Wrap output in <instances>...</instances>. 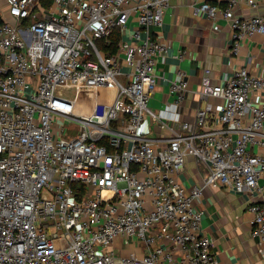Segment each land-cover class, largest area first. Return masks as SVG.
<instances>
[{
    "label": "built area",
    "instance_id": "obj_1",
    "mask_svg": "<svg viewBox=\"0 0 264 264\" xmlns=\"http://www.w3.org/2000/svg\"><path fill=\"white\" fill-rule=\"evenodd\" d=\"M241 2L259 8L191 2L194 16L231 25L233 55L264 35V12L239 15ZM170 5L7 0L14 21L0 10V264H219L201 229L208 187L251 195L264 255V73L244 65L211 83L206 67L205 105L185 121L179 70L175 101L151 108L170 54L153 30ZM189 157L208 167L202 186L179 178Z\"/></svg>",
    "mask_w": 264,
    "mask_h": 264
},
{
    "label": "crops",
    "instance_id": "obj_2",
    "mask_svg": "<svg viewBox=\"0 0 264 264\" xmlns=\"http://www.w3.org/2000/svg\"><path fill=\"white\" fill-rule=\"evenodd\" d=\"M258 1L257 10L241 2L237 13L248 16L264 12V0ZM191 2L171 0L163 25L153 30L156 36H161L170 44V54L158 62L157 71L162 78L149 103L157 111L175 101V96L170 94V82L182 70L189 81L181 115L185 121H194L196 110L205 105L198 91L203 87L206 67L212 70L211 83L218 82L224 72L244 65L264 73V35L255 34L248 38L242 53L233 55L229 50L231 25L221 20L214 26L206 16H194ZM0 10L4 19L14 21L8 14L7 0H0ZM180 50L184 51L183 58L177 56ZM161 134L162 131L155 130V136ZM207 174L208 167L204 163L189 157L179 178L189 187L202 186ZM259 183L264 189V176ZM252 201L248 193L210 187L203 190L198 201V205L206 210L201 229L202 233L214 238L219 264H264V255L259 251V238L252 234L250 222L253 213L248 209Z\"/></svg>",
    "mask_w": 264,
    "mask_h": 264
},
{
    "label": "trees",
    "instance_id": "obj_3",
    "mask_svg": "<svg viewBox=\"0 0 264 264\" xmlns=\"http://www.w3.org/2000/svg\"><path fill=\"white\" fill-rule=\"evenodd\" d=\"M45 3L47 5L50 4V0H45ZM119 41H120V37L119 36H117V35L113 36L112 41H111L112 42L111 48L108 49V50H111L112 52H114L115 49L118 46ZM100 46L103 47V48H105L106 47V44L102 41V42H100Z\"/></svg>",
    "mask_w": 264,
    "mask_h": 264
},
{
    "label": "rangeland",
    "instance_id": "obj_4",
    "mask_svg": "<svg viewBox=\"0 0 264 264\" xmlns=\"http://www.w3.org/2000/svg\"><path fill=\"white\" fill-rule=\"evenodd\" d=\"M64 92L67 93L69 97H74V96H75V93H74V90H73V89L64 90ZM82 99H84V98H82ZM87 99H88L89 101L91 100V99H89V98H87ZM70 127H71V126H70ZM119 243H121V239L119 240Z\"/></svg>",
    "mask_w": 264,
    "mask_h": 264
}]
</instances>
